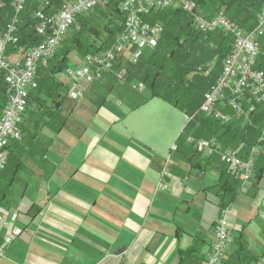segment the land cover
I'll use <instances>...</instances> for the list:
<instances>
[{
	"label": "crops",
	"instance_id": "0c3cea01",
	"mask_svg": "<svg viewBox=\"0 0 264 264\" xmlns=\"http://www.w3.org/2000/svg\"><path fill=\"white\" fill-rule=\"evenodd\" d=\"M112 74L80 100L68 96L71 79L59 74L64 90L53 122L28 134L22 170L11 177L0 170L7 180L0 216L15 215L10 227L0 223V264H179L178 250L191 247L190 260L204 263L226 188L219 163L197 149L186 162L177 139L188 116L148 90L113 85ZM174 142V177L156 190ZM259 151L257 159L264 144ZM224 209L225 259L239 251L255 263L264 255V172L257 179L255 169Z\"/></svg>",
	"mask_w": 264,
	"mask_h": 264
},
{
	"label": "built area",
	"instance_id": "2783aa9c",
	"mask_svg": "<svg viewBox=\"0 0 264 264\" xmlns=\"http://www.w3.org/2000/svg\"><path fill=\"white\" fill-rule=\"evenodd\" d=\"M109 0H64L52 13L38 12L37 33L44 38L37 44L27 46L20 55L11 56L8 48L17 43L18 30L22 20L26 0H10L13 14L0 31V74L6 83V104L0 114V170L7 163L8 152L5 146L21 138L18 123L27 106L29 92L36 86L37 71L46 66L47 61L59 47L63 37L76 17L94 8L98 3ZM42 7L51 6L50 0H40ZM6 0H0V9L6 7ZM119 10L123 15L122 28L114 43L107 49L84 55L78 65L68 67L63 73L71 79L67 94L74 100H80L90 86L100 81L106 74L113 73L118 80L126 77L124 67L114 70L121 60L136 64L144 49H153L160 39L163 24L155 18L158 12L180 8L191 16L192 24L200 32L219 30L233 38L230 53L222 62L221 71L211 87L204 93L199 111L211 114L222 122L232 117L216 108L217 101L223 96L236 117L244 114V102H264V70L257 67L260 55V39L264 35V6L256 18V24L248 31L228 18L225 8L221 7L212 17L197 12L192 0H119ZM11 56V57H10ZM63 75V74H62ZM249 119L245 117L243 124ZM195 148L207 155L218 154L219 162L241 180L242 187L249 185L255 175V162L264 144V128L257 144L250 149L247 157H241L239 151L232 148L221 150L215 138L203 139L189 137ZM177 148L172 143L163 156V165L156 190H163L167 179L174 177L171 171L172 152ZM226 209H220L215 219V240L204 255L203 264H222L230 239V230L226 222ZM15 215L4 219L2 226H11ZM4 246L0 245V258L4 256ZM253 264H264V255Z\"/></svg>",
	"mask_w": 264,
	"mask_h": 264
},
{
	"label": "trees",
	"instance_id": "16d2710c",
	"mask_svg": "<svg viewBox=\"0 0 264 264\" xmlns=\"http://www.w3.org/2000/svg\"><path fill=\"white\" fill-rule=\"evenodd\" d=\"M9 1L6 0V7L0 9V31L13 14ZM32 1L26 0L25 8L20 15L22 22L18 30L19 39L17 43L9 46L8 52L14 48L19 49L42 41L44 37L37 33L35 27L38 22L37 13L40 11L52 13L64 0H50L51 6L49 7H42L40 1ZM192 1L197 12L205 17H212L221 7H224L228 18L246 31L254 27L256 18L264 6V0ZM31 2L34 3V6L31 5ZM96 8L76 17L71 27L74 32H67L55 53L47 61L46 66L39 67L36 86L29 92L31 99L52 98L54 100V97L59 96L64 87L61 82L56 80V77L70 67V54L95 53L109 48L114 43L121 31L123 21L118 0L113 1L112 4V10L116 12L118 18H109L107 23L92 13L93 9L98 13H103V8ZM155 18L163 24L160 39L153 49H149L151 54L148 58L141 57L137 64L131 66L132 71L131 68L128 69L126 80H136L138 84L148 89L151 98H160L188 116L189 119L177 139L186 162L189 161L190 156L193 157L197 152L194 144L188 140L189 137L207 139L214 137L221 150L236 149L241 157H247L250 149L257 144L264 128V102H244V114L236 117L232 109L227 106L226 97L223 96L215 106L232 117L231 121L225 123L211 114L198 110L204 93L215 82L221 71L224 58L230 53L232 36L224 35L219 30L212 32L196 30L192 24L191 16L177 7L158 12ZM122 65L123 61L121 60L119 64L115 65L114 70ZM257 67L264 70V35L260 39ZM6 90L4 75L0 74V111L6 104ZM54 111L49 114L53 115ZM245 117L249 120L243 124ZM20 131L24 133L26 130L21 127ZM20 140L11 141L5 146L10 156L17 154ZM211 156H214L219 163L218 166L222 170L220 180L224 181L226 185V188L222 189L219 205L220 209H224L237 194L241 180L229 170L227 165L219 162L218 154ZM18 166L19 164L15 165V170ZM255 169L258 179L264 172V156L256 160ZM234 179L237 180L236 184ZM194 249L191 247L184 251L178 250L179 264H199L194 259L190 260L189 256H192ZM243 254L245 255V252L237 251L235 255L231 254L226 259L224 258L222 264H245L246 262L239 258Z\"/></svg>",
	"mask_w": 264,
	"mask_h": 264
},
{
	"label": "rangeland",
	"instance_id": "374dc122",
	"mask_svg": "<svg viewBox=\"0 0 264 264\" xmlns=\"http://www.w3.org/2000/svg\"><path fill=\"white\" fill-rule=\"evenodd\" d=\"M37 1L39 2L40 0H37ZM113 1H115V0L103 1V2L98 3L95 6V8L96 7H98L96 9H99V7H101L100 9L103 8V10H102L103 13H98V12L94 11V9H93V11L91 10L92 13H94V15L97 16V18L100 19L101 21H103L104 23H107L108 20H109V18H111V19L118 18L116 12H114L112 10ZM32 2H34V1H32ZM32 2H31V5L34 6V3H32ZM118 3H119V0H118ZM89 11L90 10L84 12L83 14H86ZM20 15H21V13H20ZM74 22L70 25V27H69V29H68L67 32H69V33L74 32L73 31V28H71L72 25L74 24ZM37 23H36V26H37ZM29 46H31V45H29ZM26 47L27 46H24V47L19 48V49H15L14 48L12 51H10L8 53L11 56H17V55H20ZM150 54H151V51H149L148 49H144L142 57L148 58ZM83 56L84 55L70 54V67L71 68L74 67V61H75L76 65H78V63L80 62V60H81V58ZM133 65H135V64H129V63L123 61V65L121 67H124L126 69L127 73H128V69H130L131 66H133ZM132 70H133V68H131V71ZM112 76H113V74H112ZM113 77H114L113 78V81H115L113 83V85H116L118 87L122 83V84L126 85L125 91H128L130 93L137 92V94L140 93L142 95V94H144L148 90L146 87H143L141 84H138L136 80H133L132 79L131 81H127L126 80V77L123 80H118L115 77V75ZM56 80H57V77H56ZM112 96H114V95H112ZM59 100H60L59 99V96L58 97L57 96L54 97V100H52V98H49V99H46V100H44L43 98L33 100V99H31L29 97V99L27 101L28 102L27 103V106H26V108H25V110L23 112V115L21 117V120L18 123V127H19L20 130H21V127L25 128V130H26V131H24V133L21 132V138H20L21 140L19 139L20 140L19 143L22 146H20V148L22 147L24 149L26 139L28 138V136H30L28 134H30V133L33 134L36 131H40L42 129V127H45L46 124H48V122H53V119H54L53 117L54 116L51 115V114H49V112L53 111L52 109H55L56 108V105H54V104L59 103ZM111 101L114 102L115 101V98L112 97L111 98ZM1 111H0V114H1ZM57 122L59 123V121H57ZM212 138H214V137H212ZM203 139H207V138H203ZM208 139H211V138H208ZM23 154H24L23 153V150H19V149H18L17 154H15V155H11L10 156L8 154L9 155V158L7 156V163H6L5 167L3 169H1V171L5 170V173L7 174V176L8 177H11V176H13L15 174V165L16 164H20V163H21V166H18L17 171L18 170H22V168H24V166H23L24 164L23 163H25V161H24L25 158L23 157ZM1 175H2V173H1ZM5 181H7V180L4 179L2 182L0 181V185L1 184L2 185L3 184L6 185L4 183ZM17 187H19V183L16 180V183L14 184L13 188L16 189ZM2 193H3V188H0V198H2ZM2 201H3V199H2ZM4 201H7V200L4 199Z\"/></svg>",
	"mask_w": 264,
	"mask_h": 264
}]
</instances>
